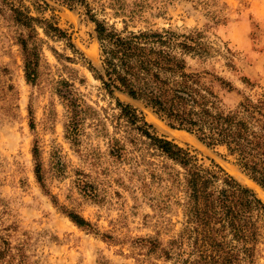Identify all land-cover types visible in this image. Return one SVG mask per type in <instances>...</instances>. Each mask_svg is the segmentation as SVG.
Instances as JSON below:
<instances>
[{
	"label": "rangeland",
	"instance_id": "obj_1",
	"mask_svg": "<svg viewBox=\"0 0 264 264\" xmlns=\"http://www.w3.org/2000/svg\"><path fill=\"white\" fill-rule=\"evenodd\" d=\"M88 1L97 17L118 31L203 32L216 52L205 59L188 58L193 70H209L247 95L264 92V0ZM51 5L50 14L59 26L100 69V43L85 10ZM22 33L26 32L5 9L0 14V249L7 252L4 264H174V256L166 253L176 252L171 241L184 227L183 209L175 202H183L182 193L170 200L165 185L152 181L148 167L110 155L109 137L115 135L114 118L119 112L115 100L87 63L67 61L65 57L72 53L65 42L46 36L41 28L35 39L41 53L40 73L34 84L28 83L19 43ZM72 72L77 89L98 113L86 121L76 144L67 136L68 114L57 90ZM242 77L256 87L244 84ZM216 90L229 106L242 99L236 92ZM116 97L142 112L160 136L189 149L206 167L220 165L261 199L257 184L224 148L207 147L192 134L193 141L180 142L174 131L181 130L169 127L143 102L121 93ZM35 147L41 156L45 190L35 174ZM140 148L136 158L143 155L156 165L163 161L146 145ZM142 178L150 186L145 191ZM165 202L168 208H162ZM70 212L82 216L92 229L76 225ZM253 264H264V239L257 245Z\"/></svg>",
	"mask_w": 264,
	"mask_h": 264
},
{
	"label": "trees",
	"instance_id": "obj_2",
	"mask_svg": "<svg viewBox=\"0 0 264 264\" xmlns=\"http://www.w3.org/2000/svg\"><path fill=\"white\" fill-rule=\"evenodd\" d=\"M51 2L69 10H85L100 43V69L50 14ZM5 9L26 32L21 34L19 43L27 82L34 84L39 77L41 53L35 39L41 28L46 36L65 42L72 53L65 57L67 61L87 63L115 100L119 112L114 118L115 135L109 137L110 155L117 161H134L148 167L150 178L165 185L170 200L182 193L183 202H175L183 209L184 227L178 238L171 241L176 252L166 253L174 256V264H253L257 245L264 239V201L220 165L206 167L189 149L160 136L142 112L122 102L116 93L143 102L169 127L194 135L207 147L224 148L242 173L264 190V92L247 95L209 70H193L188 58L205 59L216 52L201 31H118L97 17L88 0H0L1 15ZM54 53L60 58L59 53ZM76 79L72 72L70 78L59 82L57 89L68 114L67 136L74 144L83 134L86 121L98 114L77 89ZM241 80L253 89L256 87L248 77ZM216 87L227 93L236 92L242 99L229 106ZM141 144L163 161L156 165L143 155L136 158ZM33 155L36 178L45 190L38 147ZM141 180L145 191L150 186L146 178ZM54 203L57 204L56 199ZM164 207L169 204L165 202ZM68 216L79 227L92 229L79 214L70 212ZM6 255V250L0 249V264L5 263Z\"/></svg>",
	"mask_w": 264,
	"mask_h": 264
},
{
	"label": "bare ground",
	"instance_id": "obj_3",
	"mask_svg": "<svg viewBox=\"0 0 264 264\" xmlns=\"http://www.w3.org/2000/svg\"><path fill=\"white\" fill-rule=\"evenodd\" d=\"M172 131H174V130H172ZM174 132L178 133V134H175L174 136H175V138L178 139V141H180V142H191V141H193V137H192V135L189 134V133H187V132H185V131H174ZM231 173H232V172H231ZM246 184H247V183H246ZM255 186H256V185H255ZM258 187H259V186L257 185V188H258ZM255 190H256V189H255ZM258 190H259V192H260L261 199L264 200V190H263L261 187H259Z\"/></svg>",
	"mask_w": 264,
	"mask_h": 264
}]
</instances>
